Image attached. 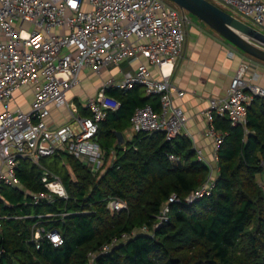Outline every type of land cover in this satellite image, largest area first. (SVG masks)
<instances>
[{
  "label": "built area",
  "instance_id": "1",
  "mask_svg": "<svg viewBox=\"0 0 264 264\" xmlns=\"http://www.w3.org/2000/svg\"><path fill=\"white\" fill-rule=\"evenodd\" d=\"M208 1L264 32V0ZM190 22L187 12L169 0H0V185L21 186L15 173L21 158L39 164L42 157L58 151L68 152L97 172L104 164V152L97 142L99 124L108 111L120 106L107 94L109 88L128 91L140 86L146 95L158 97L159 110L146 103L133 111L130 123L135 133L162 132L166 141L178 136L186 117L172 100L174 95L182 97L184 91L170 76L175 63L184 57ZM253 42L264 49L263 43ZM125 60L138 61L133 72L117 80H103L83 103L88 114L80 115L75 104L68 102V92L82 83L86 73L99 75ZM252 66L243 61L225 95L208 99L203 112L208 122L205 134L213 138L215 158L223 132L213 126L214 116L226 117L232 125H244L252 97L264 98V86L257 83ZM151 67L156 68V76ZM23 87L32 91L29 110L19 106L11 109L16 93ZM61 107L67 109L69 120L52 126L51 108ZM196 154L202 160L201 150ZM174 158L168 154V159ZM261 164L264 168V161ZM41 182L47 193L34 194V204L49 200L48 193L67 198L61 178L49 169L42 168ZM213 182L209 173L185 198L186 202L209 194ZM259 186L264 200V180ZM174 202L179 198L172 193L161 205L154 228L167 221ZM106 206L111 213L127 208L126 202L118 198L108 199ZM65 215L61 213V217ZM141 233L151 231L143 225L112 236L87 253L85 264H97L99 255ZM42 238L54 247L63 243L57 230L34 226L31 239L37 248Z\"/></svg>",
  "mask_w": 264,
  "mask_h": 264
},
{
  "label": "trees",
  "instance_id": "2",
  "mask_svg": "<svg viewBox=\"0 0 264 264\" xmlns=\"http://www.w3.org/2000/svg\"><path fill=\"white\" fill-rule=\"evenodd\" d=\"M137 87L106 89L120 106L100 122L97 142L114 150L115 157L97 172L66 151L42 157L39 164L19 160L15 173L21 186L0 185V264H85L89 251L143 225L150 234L113 246L96 263L264 264V200L258 181L264 161V98L252 97L244 125L214 116L215 127L223 132L216 150L218 171L210 193L187 203L185 198L210 171L195 157L188 138L166 141L162 132H138L130 142H117L114 132L136 107L158 105L156 96H142ZM63 156L69 168L58 175L45 158ZM42 168L61 178L66 199L48 193L49 200L32 202L34 194L47 193ZM172 193L179 202L170 204L167 221L154 228ZM110 198L125 201L127 208L111 213L106 206ZM34 226L57 230L62 245L54 247L42 238L37 248L31 239Z\"/></svg>",
  "mask_w": 264,
  "mask_h": 264
},
{
  "label": "crops",
  "instance_id": "3",
  "mask_svg": "<svg viewBox=\"0 0 264 264\" xmlns=\"http://www.w3.org/2000/svg\"><path fill=\"white\" fill-rule=\"evenodd\" d=\"M229 52L232 55H229ZM243 61L253 64L251 69L257 75L256 81L264 86V62L241 52L203 22H196L191 19L190 24L187 26L184 57L175 63L170 76V80L175 86L184 91V95L182 97L174 95L172 103L182 108L186 117L185 126L179 136H184L190 140L197 159L196 151L201 150L202 160L210 167L209 173L212 177H215L218 171L217 158L214 156L213 138L205 134L208 122L203 112L208 106L209 98L225 95L232 76ZM137 62V60H125L116 66H109L99 74L100 80H98L93 90L87 89L84 91L82 84L72 88L67 94L68 102L75 104L80 115L86 116L88 112L83 108V103L95 94L101 82L109 77L117 80L124 73L133 72ZM150 71L154 76L157 75L156 68L151 67ZM91 75L96 74L88 73L86 76ZM86 76H83V80ZM137 88L141 91L142 96H147L142 87ZM27 92H30L32 98L31 89L23 87L20 92L16 93L15 100L10 107H17V95H26ZM159 108L158 101L155 110H159ZM68 120L69 116L65 107L51 108L50 123L52 126H59ZM213 126L215 127L214 121ZM120 128L123 142L132 141L135 132L131 128L130 118L121 121ZM102 150L104 152L103 163L104 165L109 164L115 157V151L112 149L107 151L104 148ZM66 166L68 167L67 162ZM261 180H264V168L262 174L258 177V181L261 182Z\"/></svg>",
  "mask_w": 264,
  "mask_h": 264
},
{
  "label": "water",
  "instance_id": "4",
  "mask_svg": "<svg viewBox=\"0 0 264 264\" xmlns=\"http://www.w3.org/2000/svg\"><path fill=\"white\" fill-rule=\"evenodd\" d=\"M181 11L195 16L197 20L235 46L248 56L264 62V49L253 41L264 44V33L234 17L208 0H169ZM119 145L123 143L122 133L114 132Z\"/></svg>",
  "mask_w": 264,
  "mask_h": 264
},
{
  "label": "rangeland",
  "instance_id": "5",
  "mask_svg": "<svg viewBox=\"0 0 264 264\" xmlns=\"http://www.w3.org/2000/svg\"><path fill=\"white\" fill-rule=\"evenodd\" d=\"M189 15V18L196 21V22H200L199 20H197V18L193 15H191L190 13H187ZM248 25L256 28L258 30V28L256 26H254L252 23L247 22ZM260 31V30H259ZM262 32V31H260ZM264 33V32H262ZM88 73L85 74V76ZM98 80H100V76H96V75H91L89 77H85L82 84V89L85 91L87 89L89 90H93L94 87L96 86V84L98 83ZM31 94L30 92H27V94L25 95H17L16 101H17V105L23 110V111H27L29 110L30 107V103H31ZM11 109H13L12 107H10ZM45 162L47 165H53L54 169L56 171V174L58 175H62L64 172V168L66 166V157L63 156V158H57L55 159L54 157H46L45 158ZM262 174V173H261Z\"/></svg>",
  "mask_w": 264,
  "mask_h": 264
}]
</instances>
